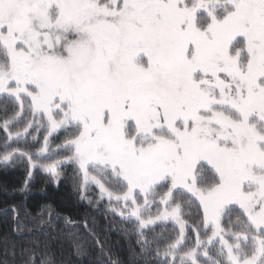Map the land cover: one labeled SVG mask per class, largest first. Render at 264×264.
<instances>
[{"label":"snow or ice","instance_id":"snow-or-ice-1","mask_svg":"<svg viewBox=\"0 0 264 264\" xmlns=\"http://www.w3.org/2000/svg\"><path fill=\"white\" fill-rule=\"evenodd\" d=\"M0 98L20 108L0 125L9 140L41 121L48 132L35 153L0 162L27 159L29 179L40 168L54 180L75 164L83 187L123 204L112 210L135 220L142 248L145 229L175 221L162 264H200L201 253L204 264H264V0H0ZM25 109L32 118L12 132ZM62 128L74 130L57 146L69 154L39 163ZM174 194L198 202L211 230L186 251ZM157 195L166 207L153 216Z\"/></svg>","mask_w":264,"mask_h":264},{"label":"trees","instance_id":"trees-1","mask_svg":"<svg viewBox=\"0 0 264 264\" xmlns=\"http://www.w3.org/2000/svg\"><path fill=\"white\" fill-rule=\"evenodd\" d=\"M18 111L19 104L0 98V125ZM31 118L25 109L10 130H22ZM39 135L44 132L40 130ZM42 144L28 137L13 142L0 127V155L13 149L35 153ZM58 171V180L40 168L33 170L29 179L27 159L0 162V264H32L33 257L35 264H162L164 257H157V249L163 252L177 238L178 225L162 222L149 226L144 231L151 243L142 248L135 220L114 212L108 200H99L96 187H83L75 164L65 163ZM158 191L162 195L167 189ZM174 196L172 203H181L186 221L187 239L182 249L186 251L195 244L197 232L206 239L207 231L198 202L189 204L187 196ZM153 203L154 210L163 208L159 195ZM238 211L231 219L225 216V227L235 222ZM205 260H201L203 264Z\"/></svg>","mask_w":264,"mask_h":264},{"label":"rangeland","instance_id":"rangeland-1","mask_svg":"<svg viewBox=\"0 0 264 264\" xmlns=\"http://www.w3.org/2000/svg\"><path fill=\"white\" fill-rule=\"evenodd\" d=\"M36 119H39L38 117L36 118ZM42 125H44V126H40V125H37V124H34V127H36V129H35V131L34 132H32L31 133V135H29V136H27L28 138H30V139H32V136H36L37 137V141L36 142H34L35 144L36 143H38V142H41V143H43V138H44V136H46V135H48V132H47V127H46V122H44V121H41L40 122ZM38 129V130H37ZM30 130V129H29ZM40 130H42V132H44V135L42 136V137H40ZM73 132H74V130H66V129H58L56 132H54V133H52V135L49 137V142H50V146H51V152L50 153H47V154H45V156H42V157H40V159H42V160H47L48 162H42L41 160H39V163H50V162H52V161H55V160H59V159H62L63 157H65V156H67L69 153H67L66 151H64V152H62V154H60V155H57V152L58 151H63V150H61V149H59L57 146L58 145H62L65 141H66V139H68V138H70L71 136H72V134H73ZM33 141V140H32ZM43 145V144H42ZM42 145H40L39 147H41ZM35 149H32V151H34ZM25 151V150H24ZM37 151H38V149H37ZM67 153V154H66ZM64 154H66V155H64ZM53 156H57V157H53ZM62 156V157H61ZM107 186H109V187H113V188H115V190L116 191H121V189L119 188V186H116V185H107ZM91 187H96L97 188V190H98V193H99V200H108V198L105 196V197H103V198H101V195H100V190H99V188L96 186V185H94V184H89L88 186H87V188H91ZM109 201V200H108ZM138 202L139 203H143V198L142 197H140V198H138ZM110 203V202H109ZM153 204L154 203H152V205H151V208L149 209V211L151 212V214L153 215V216H155L157 213H158V211L159 212H162L164 209H165V205L163 204V208L160 210V209H158V210H154V208H153ZM171 204L174 206V204L172 203V201H171ZM110 205L114 208V207H119V208H121V209H123L124 208V206H123V204H120V205H117L116 204V202L115 201H112L111 203H110ZM118 214H119V212H117ZM145 215V218H147V215H148V213H145L144 214ZM182 219L184 220V218H183V215H182ZM185 221V220H184ZM162 222H173V223H175V221H173V220H171V219H167V220H159V221H156V223L154 224V225H156V224H158V223H162ZM176 224V223H175ZM222 224L224 225L225 223H224V219L222 220ZM177 225V224H176ZM150 226H153V225H150ZM225 226V225H224ZM227 228V227H226ZM206 231H207V235H210L211 234V230L210 229H206ZM207 239V238H206ZM205 239V240H206ZM212 246H210V248H211ZM219 247V245H218V243L216 244V248H218ZM212 253H215V248H212ZM202 259H206L205 257H203V255H202V253H201V255H200V264H203V262L201 261Z\"/></svg>","mask_w":264,"mask_h":264}]
</instances>
